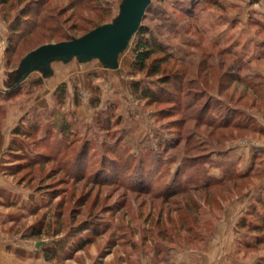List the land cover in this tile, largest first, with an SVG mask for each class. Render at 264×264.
<instances>
[{"label":"rangeland","instance_id":"374dc122","mask_svg":"<svg viewBox=\"0 0 264 264\" xmlns=\"http://www.w3.org/2000/svg\"><path fill=\"white\" fill-rule=\"evenodd\" d=\"M122 1L0 7V243L49 264H178V252L264 264V229L243 226L264 204V0H154L143 26L163 46L151 63L164 61L173 101L134 98L132 80L148 78L130 75L133 43L117 71L53 63L15 88L29 53L112 23ZM35 2L52 21L18 40L15 19ZM63 116L69 137L51 126Z\"/></svg>","mask_w":264,"mask_h":264},{"label":"trees","instance_id":"16d2710c","mask_svg":"<svg viewBox=\"0 0 264 264\" xmlns=\"http://www.w3.org/2000/svg\"><path fill=\"white\" fill-rule=\"evenodd\" d=\"M9 1L10 0H0V7L6 6ZM105 1L109 2V0H71L72 5L85 7L88 9H92L93 3H105ZM108 2L105 4H108ZM45 7L46 6L44 2H35L34 6L30 4L28 7H25L17 16L12 26V33L14 34V37H19L18 40H21L24 37L32 35L39 28H43V26L50 24L52 20L43 16ZM150 11L151 7L147 13ZM163 53L165 52L163 50L162 44L153 35L150 29L143 26L136 35L132 46L133 62L130 75L134 77L136 74H145L148 78L146 80H132L131 82V91L137 101L148 102L152 104L159 103L161 101H173V99L176 97V94L179 93V90L175 86L177 85L175 80H171L169 76V78L166 75L164 76V61L156 60L153 64L151 63V60L155 55ZM56 99L59 106H64L66 104L68 99L67 85H61L58 88L56 92ZM51 126H53L55 130L62 133L64 137H69L70 133H72V125L66 116H63L61 119H55V121L51 123ZM33 129L36 130V127L33 126ZM17 133L18 135L25 137L27 136L28 131L22 128V130H17ZM53 138H56V134L53 136ZM222 182L223 181H214L213 183L207 182L204 184L202 182L201 184L203 185L200 189H210L216 184H221ZM186 191L187 189H184L179 193H184ZM179 193L172 195H177ZM259 208L260 215L254 214L259 220L258 224L253 225L250 222L243 223V226L245 225L250 229H254L256 232H260L262 229H264V204H262V206ZM190 229L192 230L193 227ZM191 230H189V232H191ZM46 253L47 255H45V258L47 262L55 260L56 251L47 250Z\"/></svg>","mask_w":264,"mask_h":264},{"label":"water","instance_id":"95a60500","mask_svg":"<svg viewBox=\"0 0 264 264\" xmlns=\"http://www.w3.org/2000/svg\"><path fill=\"white\" fill-rule=\"evenodd\" d=\"M154 0H123L119 14L112 23L99 26L81 38L44 45L29 53L16 72V87L25 83L35 73L49 77L53 63L69 64L99 61L105 70L117 71L119 59L131 47L134 38L143 27V21ZM45 245L36 244L35 249Z\"/></svg>","mask_w":264,"mask_h":264},{"label":"crops","instance_id":"0c3cea01","mask_svg":"<svg viewBox=\"0 0 264 264\" xmlns=\"http://www.w3.org/2000/svg\"><path fill=\"white\" fill-rule=\"evenodd\" d=\"M7 250V245L0 243V264H49L42 260L32 259L29 256H27L25 260H20L16 255L8 253ZM176 259L179 261L178 264L194 263L191 255L183 254L182 252L177 253Z\"/></svg>","mask_w":264,"mask_h":264}]
</instances>
